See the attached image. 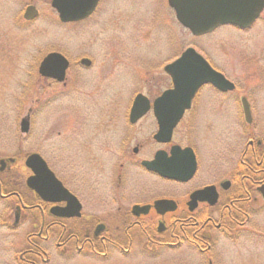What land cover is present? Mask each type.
I'll return each mask as SVG.
<instances>
[{
	"label": "flooded vegetation",
	"instance_id": "af4514ba",
	"mask_svg": "<svg viewBox=\"0 0 264 264\" xmlns=\"http://www.w3.org/2000/svg\"><path fill=\"white\" fill-rule=\"evenodd\" d=\"M44 4L63 29L89 25L97 16L101 26L106 18L111 27L107 40L115 53L131 40L119 36L115 28L123 31L130 21L145 29L148 23L147 0H45ZM151 4L158 12L150 17L153 28H161L167 10L172 27L190 31L170 0ZM57 5L62 12L78 14V19H61ZM22 8L3 27L7 35L30 28L42 14L39 2L33 0ZM126 11L134 18L129 20ZM263 13L264 7L246 27L224 22L202 36L225 27L251 29ZM140 35L141 47L145 36ZM3 44L0 39L1 49ZM184 51L163 65L168 87L154 98L136 94L145 97L139 104L134 100L109 104L111 111L115 106L124 108L106 114L109 118H96L94 134L62 140L58 157L46 156L40 149L0 154V229L14 235L12 246L1 248L7 255L6 260L0 257L2 264H141L147 258H160L162 264L171 258L168 253L182 254L181 264H224L221 255L239 252L240 244H264V127L259 113L264 110V87L252 92L239 87L243 92L239 91L226 72L203 55L234 86L203 85L175 124L176 114L169 111L175 104L155 101L173 89L165 68ZM51 53L66 61L49 66L65 67L61 81L40 70ZM36 61L32 52L25 56L30 89L29 112L21 121L25 132L35 122L38 106L46 108L51 101L45 87L43 96L35 97L37 76L42 86L61 85L66 93L97 62L86 54L73 56L60 50H49ZM73 72L75 80L70 77ZM135 107L139 113H132ZM59 137L65 138L61 133ZM33 155L40 158L27 164ZM228 243L234 248L228 249Z\"/></svg>",
	"mask_w": 264,
	"mask_h": 264
},
{
	"label": "rangeland",
	"instance_id": "374dc122",
	"mask_svg": "<svg viewBox=\"0 0 264 264\" xmlns=\"http://www.w3.org/2000/svg\"><path fill=\"white\" fill-rule=\"evenodd\" d=\"M33 1L39 2L42 8L39 19L30 28H25L24 31L14 30V34L10 30L7 35L3 27L7 28L6 25L12 23L13 17L20 14L28 0H0V39L4 41V49L0 48L1 155H11L19 151L29 153L33 149H40L46 156L58 157L62 150V140L72 141L77 135L94 134L93 123L96 118H109L105 115L119 113L124 108L115 106L116 111H111L109 104L130 103L138 93L154 98L168 87L170 81L163 71V65L189 46L209 58L219 70L226 72L238 88H246L248 92H252L257 86L264 87V13L251 29L225 27L209 35L197 37L181 25L172 27L167 10L163 12L161 28H153L150 17L158 12L152 7L151 0H147L146 14L144 11L140 12V16L145 14L148 17L145 29L142 23L140 26L138 23L131 25L130 21L124 24L123 31L115 28L119 36L131 38L129 44L126 41L122 44L120 53H115L110 50L107 40L111 27L106 18L100 21L101 26L97 16L89 25L67 26L63 29L54 11L44 4L45 0ZM118 15L123 14L117 13L116 16ZM124 15L129 20L134 18L128 11ZM141 33L144 34L145 41L140 47L137 37H141ZM49 50H60L73 56L86 54L97 62L93 68L82 72L78 79L79 84H74L66 93L62 92L61 85L42 86L37 76L35 97L43 96L45 87L46 96L51 101L46 108L38 106L35 122L29 132H25L24 128L21 129V121L29 112L30 95L25 56L34 53L38 63ZM7 55L8 59L3 58ZM5 59L10 61L6 62ZM70 77L72 80L78 78L75 72ZM206 91L208 90L203 91L201 99ZM239 91L243 92L241 89ZM74 113L77 114L76 117ZM259 113L264 127V110L260 108ZM85 125L88 128L86 131ZM235 126L234 122L231 128L234 129ZM60 133L64 139L59 137ZM80 146L81 144L77 149ZM71 149L73 148L69 146L68 150ZM13 238L12 232L0 229V257L5 260L6 251L2 253L1 248H10ZM230 247L234 248L228 243L227 248ZM181 256L182 254L168 253L166 257L171 258L167 262L164 259L162 264H181L178 261L183 258ZM221 257L224 264H264V244H240L239 252L223 254ZM160 263V258H147L141 264Z\"/></svg>",
	"mask_w": 264,
	"mask_h": 264
},
{
	"label": "water",
	"instance_id": "95a60500",
	"mask_svg": "<svg viewBox=\"0 0 264 264\" xmlns=\"http://www.w3.org/2000/svg\"><path fill=\"white\" fill-rule=\"evenodd\" d=\"M170 2L174 3L181 23L189 27L191 32L197 36L208 33L213 26L224 22L246 27L254 21L264 7V0H170ZM57 7L61 19H78V14L65 13L61 11L59 5ZM53 64L66 65V61L61 54L51 53L43 61L40 70L43 75L52 76L61 81L64 78L65 67L62 69L61 67H49ZM165 69L171 75L173 89L166 91L156 99L155 103L175 104V107L169 110L176 114L174 118L175 124L184 111L190 107L195 94L203 85L213 83L219 88H222V86H234L222 74L213 69L202 55L191 47L187 48L178 60L168 65ZM143 100H145L143 95H137L134 103L139 104ZM166 110L162 108L157 109V111ZM139 112L140 109L137 107L132 110V113L135 114ZM35 158L40 157L36 155L30 156L27 164H30ZM42 164L46 167L44 162Z\"/></svg>",
	"mask_w": 264,
	"mask_h": 264
}]
</instances>
